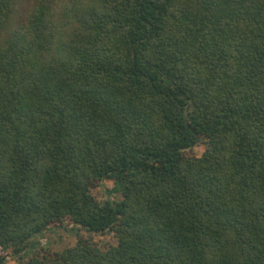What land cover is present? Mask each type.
<instances>
[{
	"label": "trees",
	"instance_id": "obj_1",
	"mask_svg": "<svg viewBox=\"0 0 264 264\" xmlns=\"http://www.w3.org/2000/svg\"><path fill=\"white\" fill-rule=\"evenodd\" d=\"M23 1L0 0V264H264V0ZM67 228L89 236L30 252Z\"/></svg>",
	"mask_w": 264,
	"mask_h": 264
},
{
	"label": "rangeland",
	"instance_id": "obj_2",
	"mask_svg": "<svg viewBox=\"0 0 264 264\" xmlns=\"http://www.w3.org/2000/svg\"><path fill=\"white\" fill-rule=\"evenodd\" d=\"M33 0H24L21 4V8H29L32 4ZM109 189V196L107 194V190ZM114 191H117V187L113 185L112 181H105L98 189L94 190V194L99 198H107L115 201H119L121 199L119 193H113ZM77 228L74 229H63V230H52V231H46L42 233L41 235L35 237V239L30 244V252L36 250L38 247H48L49 245H53V243L56 244H62L65 246H73L76 242V234L81 235L84 238H87L89 236L88 233H86L84 230L77 231ZM107 237H104V239ZM27 255H30L28 253ZM7 264H18L17 259L8 258Z\"/></svg>",
	"mask_w": 264,
	"mask_h": 264
}]
</instances>
